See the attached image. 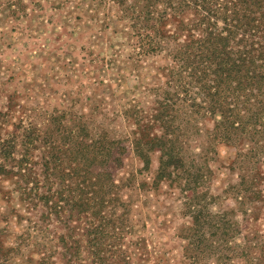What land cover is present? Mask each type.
<instances>
[{
  "label": "rangeland",
  "instance_id": "374dc122",
  "mask_svg": "<svg viewBox=\"0 0 264 264\" xmlns=\"http://www.w3.org/2000/svg\"><path fill=\"white\" fill-rule=\"evenodd\" d=\"M117 15L115 7L91 0H0V111L8 113L7 131L12 124L25 128L30 123L40 129L56 128L57 123L72 126L80 116L91 131L106 133L127 149L115 151L113 157L119 160L107 167L118 186L120 203L105 208L109 232L98 234L96 246L88 233L92 223L75 215L66 192L55 195L56 204L44 202V197L60 190L57 181L47 189L44 176H39L36 208L30 214L28 200L13 189L12 180L0 177V246L10 249L4 256L9 264H66L67 259L74 264H194L184 257L185 242L180 237L190 224L182 184L164 180L154 185L159 154L150 153L145 169L128 144L135 124L125 111L133 105L148 109L158 97L152 89L163 85L160 69L168 60L159 54L136 61L133 39L123 38ZM52 117L57 120H48ZM212 126L209 117L198 119L183 145L184 153L203 171L200 190L209 196L208 207L211 212L232 210L237 223L247 222L242 233L264 236V199L241 202L244 198L234 187L247 164L237 161V152L245 151L249 143H219L210 136ZM38 147L34 155L42 164L45 145ZM262 157L255 164L261 194ZM51 206L73 211L47 216ZM248 208L252 210L246 215ZM245 241L241 236L229 239L220 253L208 250L196 264H249L245 258L231 257L239 251L235 244ZM73 242L77 251L65 252L68 245H76ZM260 250L263 253L264 248H251L250 253L258 256Z\"/></svg>",
  "mask_w": 264,
  "mask_h": 264
},
{
  "label": "trees",
  "instance_id": "16d2710c",
  "mask_svg": "<svg viewBox=\"0 0 264 264\" xmlns=\"http://www.w3.org/2000/svg\"><path fill=\"white\" fill-rule=\"evenodd\" d=\"M91 1L115 7L123 38L133 39L136 61L159 54L168 60L160 69L163 85L152 89L158 97L148 109L133 105L125 114L135 124L128 144L143 168L149 167L150 153L159 154L153 184L164 180L182 184L190 218L180 235L185 242L184 257L196 264L208 250L220 253L227 240L241 236L246 241L235 244L239 251H233L231 257L264 264V250L258 256L250 253L251 248H264V236L242 233L247 222L237 223L232 210L210 211L209 196L200 190L203 171L183 148L188 129L198 119L209 117L213 120L212 139L231 146L249 143L236 156L240 163L247 161L234 186L237 196L244 198L241 202L264 199V193L257 190L261 176L255 166L264 156V0ZM7 114L0 111V177L12 180L13 189L28 200L30 214L36 208L39 176H44L47 189L57 181L60 190L44 197V202L56 204L57 196L66 192L67 201L75 205V215L92 223L88 233L96 246L98 234L109 232L105 208L120 203L118 186L107 167L119 160L113 157L115 151L120 154L127 149L108 139L106 133L91 131L80 122V116L72 126L57 123L56 128L40 129L30 123L25 128L12 124L7 131ZM40 143L45 145L42 164L34 155ZM51 208L47 216L53 211H73L63 206ZM251 210L244 212L247 215ZM71 248L77 251L78 246L70 244L64 251ZM9 250L0 246V264H9L4 261ZM69 260L66 264H74Z\"/></svg>",
  "mask_w": 264,
  "mask_h": 264
}]
</instances>
